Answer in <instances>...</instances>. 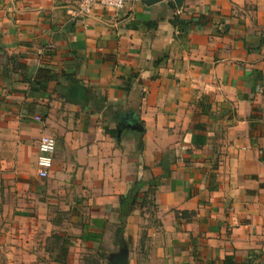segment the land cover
I'll return each instance as SVG.
<instances>
[{
  "label": "crops",
  "instance_id": "crops-1",
  "mask_svg": "<svg viewBox=\"0 0 264 264\" xmlns=\"http://www.w3.org/2000/svg\"><path fill=\"white\" fill-rule=\"evenodd\" d=\"M145 1L0 0L5 264H107L136 180L129 264H264V0Z\"/></svg>",
  "mask_w": 264,
  "mask_h": 264
},
{
  "label": "built area",
  "instance_id": "built-area-1",
  "mask_svg": "<svg viewBox=\"0 0 264 264\" xmlns=\"http://www.w3.org/2000/svg\"><path fill=\"white\" fill-rule=\"evenodd\" d=\"M134 0H76L75 6L68 9V12L78 18L87 16L94 5H101L112 9H121L128 2ZM39 120V117H35ZM56 148V141L52 136L42 135L38 142L37 168L39 177H46L48 170L52 167L53 154Z\"/></svg>",
  "mask_w": 264,
  "mask_h": 264
},
{
  "label": "trees",
  "instance_id": "trees-1",
  "mask_svg": "<svg viewBox=\"0 0 264 264\" xmlns=\"http://www.w3.org/2000/svg\"><path fill=\"white\" fill-rule=\"evenodd\" d=\"M174 23L175 25H182L183 22L179 19L178 16H176V18L174 19ZM194 23L198 25H203L204 22L201 20L200 17ZM143 184L144 183L142 181L136 180L131 184L127 193L121 195L119 198L118 223L115 229L113 230V244H115L118 247H121L122 245L125 244V240L123 238V232L126 224V218L131 212V209L137 204L138 199L141 195V188ZM91 261L93 263V259ZM94 263L96 264V261Z\"/></svg>",
  "mask_w": 264,
  "mask_h": 264
},
{
  "label": "rangeland",
  "instance_id": "rangeland-1",
  "mask_svg": "<svg viewBox=\"0 0 264 264\" xmlns=\"http://www.w3.org/2000/svg\"><path fill=\"white\" fill-rule=\"evenodd\" d=\"M70 212L69 211H66V212H64V213H62L61 215H60V217H61V219H68L69 220V214ZM68 220L66 221V223H68ZM65 223V222H64ZM64 226H66V227H64ZM62 228H67V229H69V227L67 226V225H62ZM65 232H67V231H63V233H65ZM112 230L110 229V231H108L107 232V234H106V236H105V239H104V241H103V245H102V250L105 252L104 253V256H105V258H107V256H108V254H110V253H114V252H117L118 251V249H119V247L118 246H116L115 244H113V235H112ZM57 235V234H56ZM59 243H60V240L58 239V237L57 236H55L54 237V235L52 234L51 235V237H49L48 238V240H46V243H45V245H46V247H48L49 249H51V252L52 253H55L56 252V250H57V246L59 245ZM74 248V247H73ZM56 249V250H55ZM51 253V254H52ZM92 255H95L94 253H91ZM55 255V254H54ZM52 256H53V254H52ZM52 256H51V258H52ZM71 256H73L74 257V255H71ZM5 255H4V253L2 252V251H0V264H5ZM96 259L97 258H94L93 259V264H95L94 262L96 261ZM98 260V259H97ZM99 261V260H98ZM100 262V261H99ZM106 262H107V260H106Z\"/></svg>",
  "mask_w": 264,
  "mask_h": 264
},
{
  "label": "water",
  "instance_id": "water-1",
  "mask_svg": "<svg viewBox=\"0 0 264 264\" xmlns=\"http://www.w3.org/2000/svg\"><path fill=\"white\" fill-rule=\"evenodd\" d=\"M163 0H146L147 5H152ZM177 7H181L183 0H172ZM128 247L126 244L119 247L117 252L110 253L107 257L109 264H129L128 261Z\"/></svg>",
  "mask_w": 264,
  "mask_h": 264
}]
</instances>
